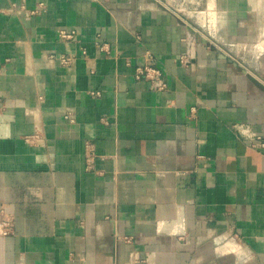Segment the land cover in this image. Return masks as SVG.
<instances>
[{
	"label": "crops",
	"instance_id": "0c3cea01",
	"mask_svg": "<svg viewBox=\"0 0 264 264\" xmlns=\"http://www.w3.org/2000/svg\"><path fill=\"white\" fill-rule=\"evenodd\" d=\"M257 137L264 0H0V264H264Z\"/></svg>",
	"mask_w": 264,
	"mask_h": 264
},
{
	"label": "built area",
	"instance_id": "2783aa9c",
	"mask_svg": "<svg viewBox=\"0 0 264 264\" xmlns=\"http://www.w3.org/2000/svg\"><path fill=\"white\" fill-rule=\"evenodd\" d=\"M198 33H201L199 30H196ZM61 38L63 39H73V34H66V33H61ZM211 43L212 46L218 48L219 50H221V48H219L217 45H215L214 43H212L211 41H209ZM105 50V45H102L100 47V51ZM222 51V50H221ZM223 54H225L227 57H229L230 59H232L231 55L226 52V51H222ZM55 59L58 60L59 64L63 67H68L71 62L72 59L68 58V57H54ZM181 64L185 63V58L182 57L180 59ZM134 79L135 80H141L144 79L151 88H154L156 90H163L165 88L164 83L161 80V73L158 69H156L153 66H148L145 67L143 69H136L135 71V75H134ZM261 142V143H259ZM252 147H260V148H264V142L261 141L260 138H255L254 142L252 144ZM12 229V222L9 219H0V236H6L11 232Z\"/></svg>",
	"mask_w": 264,
	"mask_h": 264
}]
</instances>
